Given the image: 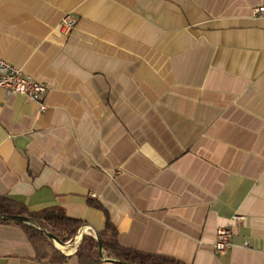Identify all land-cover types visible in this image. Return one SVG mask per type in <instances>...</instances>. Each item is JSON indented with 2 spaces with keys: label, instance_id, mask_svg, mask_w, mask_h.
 Returning a JSON list of instances; mask_svg holds the SVG:
<instances>
[{
  "label": "crops",
  "instance_id": "1",
  "mask_svg": "<svg viewBox=\"0 0 264 264\" xmlns=\"http://www.w3.org/2000/svg\"><path fill=\"white\" fill-rule=\"evenodd\" d=\"M262 2L0 0V56L48 87L44 112L0 88V194L185 264H264ZM81 237L58 263L0 222V264H80Z\"/></svg>",
  "mask_w": 264,
  "mask_h": 264
},
{
  "label": "trees",
  "instance_id": "2",
  "mask_svg": "<svg viewBox=\"0 0 264 264\" xmlns=\"http://www.w3.org/2000/svg\"><path fill=\"white\" fill-rule=\"evenodd\" d=\"M12 215L27 216L31 222L13 220ZM0 222L21 226L35 245L37 256L40 258L50 256L53 262L58 263L66 262L69 255L56 247L54 240L48 237L46 232L61 237V240L67 243L78 235L83 225L82 220L68 215L63 207L55 206L33 212L25 204L3 194H0ZM100 244L103 256L100 255ZM75 254L80 264H99L104 259L129 264H185L171 257L124 247L119 243L117 230L111 223H107L106 228L98 231L96 235L82 234Z\"/></svg>",
  "mask_w": 264,
  "mask_h": 264
},
{
  "label": "built area",
  "instance_id": "3",
  "mask_svg": "<svg viewBox=\"0 0 264 264\" xmlns=\"http://www.w3.org/2000/svg\"><path fill=\"white\" fill-rule=\"evenodd\" d=\"M255 15L264 17V0L262 4L255 9ZM77 19L72 13H66L60 23V29L64 33H70L76 26ZM0 88L5 89L8 93L24 95L39 105L40 111L44 112L48 108L46 102L48 87L45 81L27 75L22 68L11 63L0 56ZM235 220L241 219V216L236 215ZM93 234L92 227L83 225L79 229L78 235L69 241H73L82 234ZM234 231L231 226H219L216 230V238L213 241V249L217 254H223L229 251L234 246ZM247 245V242L244 243Z\"/></svg>",
  "mask_w": 264,
  "mask_h": 264
},
{
  "label": "water",
  "instance_id": "4",
  "mask_svg": "<svg viewBox=\"0 0 264 264\" xmlns=\"http://www.w3.org/2000/svg\"><path fill=\"white\" fill-rule=\"evenodd\" d=\"M11 218L13 220H17V221H21V222H25V223L31 222V219L27 216H24V215H12ZM46 235L48 237H50L51 239H53L58 245L65 246L68 244V242L65 243L64 241H62L60 238H58L55 234H53L51 232H46ZM100 255L103 256L101 244H100ZM109 260H111V259H109ZM117 262H119L121 264H129V263H125L122 261H117Z\"/></svg>",
  "mask_w": 264,
  "mask_h": 264
},
{
  "label": "rangeland",
  "instance_id": "5",
  "mask_svg": "<svg viewBox=\"0 0 264 264\" xmlns=\"http://www.w3.org/2000/svg\"><path fill=\"white\" fill-rule=\"evenodd\" d=\"M57 237H58V236H57ZM58 238H60V239H61V237H58ZM67 242H69V241H67ZM54 244H55V246H56V245H58V244H57L55 241H54ZM56 247H57V246H56Z\"/></svg>",
  "mask_w": 264,
  "mask_h": 264
},
{
  "label": "bare ground",
  "instance_id": "6",
  "mask_svg": "<svg viewBox=\"0 0 264 264\" xmlns=\"http://www.w3.org/2000/svg\"><path fill=\"white\" fill-rule=\"evenodd\" d=\"M60 247H62L61 245H59Z\"/></svg>",
  "mask_w": 264,
  "mask_h": 264
}]
</instances>
